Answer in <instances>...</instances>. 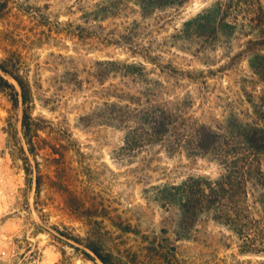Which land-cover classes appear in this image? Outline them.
Instances as JSON below:
<instances>
[{"label":"rangeland","instance_id":"rangeland-1","mask_svg":"<svg viewBox=\"0 0 264 264\" xmlns=\"http://www.w3.org/2000/svg\"><path fill=\"white\" fill-rule=\"evenodd\" d=\"M4 1L0 59L19 58L27 76L42 177L36 194L21 106L0 91V264H102L90 240L121 264H264V180L189 218L181 189L158 191L223 166L159 141L123 150L110 113L154 99L189 126L264 128V0Z\"/></svg>","mask_w":264,"mask_h":264},{"label":"trees","instance_id":"trees-1","mask_svg":"<svg viewBox=\"0 0 264 264\" xmlns=\"http://www.w3.org/2000/svg\"><path fill=\"white\" fill-rule=\"evenodd\" d=\"M5 10L6 3L0 0V18ZM23 70L19 58L9 55L0 59V91L7 93L14 108L21 106L22 143L18 144V150L25 182L32 184L34 181L35 193L38 194L42 175L37 163L33 165L29 156H34L36 152L39 125L30 112L32 95ZM7 77L11 78L14 83L10 82ZM145 94L147 96L156 95L149 88L146 89ZM122 96L124 97L121 95L120 98ZM147 103L149 105L141 110L131 109L128 103L114 102L112 104L111 119L115 125L127 129L123 150H133L143 146L146 142L159 141L165 148L167 147V151L174 146L188 148L189 158L209 155L224 168L216 179L189 176L179 185L171 184L169 188L163 186L162 190L158 191L162 193V196L165 194L171 196L170 192L165 193V191L181 189L180 195L184 196V207L186 208L184 212H189V218L202 209L222 206L224 200L237 203L239 194L241 191L245 192L250 180L254 182L264 180V172L257 166L260 155L264 154V128L245 125L241 133L227 136L205 124L195 123L189 126V123L183 122L181 110L171 107L167 101L153 99ZM132 119L135 125H127L126 122ZM179 119H183L182 122ZM239 149L243 151H238ZM84 247L102 264H121L111 253L104 251L97 241L90 240L85 243ZM85 254L90 256L88 253Z\"/></svg>","mask_w":264,"mask_h":264}]
</instances>
